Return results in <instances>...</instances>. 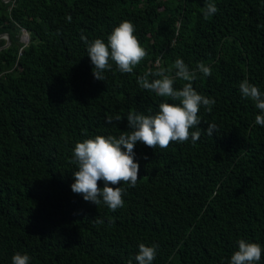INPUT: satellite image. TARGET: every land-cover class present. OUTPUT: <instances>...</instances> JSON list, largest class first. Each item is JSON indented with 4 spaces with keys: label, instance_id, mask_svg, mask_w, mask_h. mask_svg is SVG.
<instances>
[{
    "label": "trees",
    "instance_id": "trees-1",
    "mask_svg": "<svg viewBox=\"0 0 264 264\" xmlns=\"http://www.w3.org/2000/svg\"><path fill=\"white\" fill-rule=\"evenodd\" d=\"M207 2L218 12L206 20ZM125 20L147 56L131 74L113 62L96 80L81 37L107 43ZM2 34L10 43L0 38V264L17 252L30 264H137L141 243L158 245L153 264H229L239 239L264 247V126L239 90L247 79L264 92V0H0ZM177 58L212 69L197 70L192 84L216 100L199 112V127L216 132L167 149L138 142L140 178L121 183L124 206L86 202L71 189L76 143L118 138L130 111L178 103L138 84L160 68L174 76ZM117 114L125 118L106 123Z\"/></svg>",
    "mask_w": 264,
    "mask_h": 264
},
{
    "label": "clouds",
    "instance_id": "clouds-1",
    "mask_svg": "<svg viewBox=\"0 0 264 264\" xmlns=\"http://www.w3.org/2000/svg\"><path fill=\"white\" fill-rule=\"evenodd\" d=\"M217 12V6L212 2H207L202 9L206 20ZM67 20L71 22L70 15ZM134 33V24L125 20L108 35L107 43L100 38L88 41L86 37H81L87 45V56L94 66L92 74L96 80L104 81V72L112 69L113 62L120 73L131 74L147 56L146 49L141 46ZM172 67L175 69L174 76L166 74L171 69L160 68L155 73L149 72L138 77V84L159 97L170 98L178 103L162 102L155 114H151V109L149 114L130 111L126 116L127 130L121 131L118 138L114 135H97L76 143L73 162L78 171L73 173L75 182L71 189L74 193L82 195L86 202L95 206L103 203L111 211L124 206L123 196L126 189L120 186L121 183L135 187L140 178V166L135 161L134 151L138 142L153 149H167L173 142L185 143L191 140L196 143L202 134L211 136L216 132L214 124H208V128L203 130L199 127L202 121L199 115L201 107L211 112L216 100L198 93L192 84L197 78V70L207 77L212 74V69L200 63L197 70H190L181 58H177ZM150 75L160 78L150 81ZM177 78L187 82L181 89L174 87ZM239 90L243 97L250 98L260 110V114L255 117V123L264 126V92L247 79L240 82ZM124 118L119 114L114 117L110 115L106 117V123L120 122ZM98 181H103L102 188ZM95 223L103 224L104 221L96 219ZM237 244L238 250L231 255L229 264H260L264 247L245 239H239ZM138 247V253L134 257L137 264H153L158 245L146 246L141 243ZM30 260L31 257L26 253L17 252L12 256V264H30ZM128 264H132L131 259Z\"/></svg>",
    "mask_w": 264,
    "mask_h": 264
},
{
    "label": "water",
    "instance_id": "water-1",
    "mask_svg": "<svg viewBox=\"0 0 264 264\" xmlns=\"http://www.w3.org/2000/svg\"><path fill=\"white\" fill-rule=\"evenodd\" d=\"M3 1L4 2H9L10 0H3ZM3 37H6L7 38V40H8L7 45H8L10 43L9 36L8 35H4V34L0 35V38H3ZM28 40H29L28 34L27 33H24L23 34V37H22V41L28 42ZM4 47H6V45L3 46L2 48H0V50L3 49Z\"/></svg>",
    "mask_w": 264,
    "mask_h": 264
}]
</instances>
